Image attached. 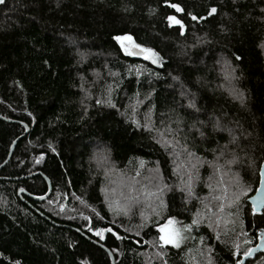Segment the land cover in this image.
<instances>
[{
    "label": "trees",
    "instance_id": "trees-1",
    "mask_svg": "<svg viewBox=\"0 0 264 264\" xmlns=\"http://www.w3.org/2000/svg\"><path fill=\"white\" fill-rule=\"evenodd\" d=\"M123 34L157 63L128 56ZM0 117V165L17 139L0 169V264H111L91 242L107 228L114 264H240L264 232L247 202L264 159V0H4ZM137 172V189L163 191L125 214L113 201ZM44 177L47 199L18 195L44 196ZM169 216L191 226L180 248L159 243Z\"/></svg>",
    "mask_w": 264,
    "mask_h": 264
},
{
    "label": "snow or ice",
    "instance_id": "snow-or-ice-1",
    "mask_svg": "<svg viewBox=\"0 0 264 264\" xmlns=\"http://www.w3.org/2000/svg\"><path fill=\"white\" fill-rule=\"evenodd\" d=\"M4 0H0V3H3ZM165 2L167 3L168 0H165ZM172 8H174L176 10V12H181L183 11V9L178 5V4H171L170 5ZM217 10L216 8H211L209 11V15H212L213 13H215ZM191 15V14H190ZM204 17H200L199 19H203ZM168 21L170 22V25L175 24V25H179V29L181 34H183V30H184V25L182 23V21L180 19H177L176 16L174 15H170L167 17ZM192 19H198V17H196L195 15H192ZM114 39L120 44L121 49L128 55V56H134V55H143L144 59L146 60H151V62L153 64L157 63L158 59H159V54L154 51L152 48H148V47H144L139 43H136L133 40V37L131 35L128 34H123V35H117L114 37ZM242 96V94H241ZM97 103H101V101H97ZM109 103L111 104V102L109 101ZM111 106H115V105H111ZM189 107L194 108L195 105L194 103L190 102ZM145 127L147 128V125H145ZM200 135L203 136L204 133L200 132ZM179 141H175V143H171V142H167V146L172 148L175 146V144H178ZM49 147H51V145H49ZM182 148L185 149V152L187 154V157L193 158V159H198L195 157V154L187 151V144L181 145ZM186 163L188 164V166L195 170L196 165L193 164L191 162V160H187ZM216 171H219V169H216ZM140 175L139 172L136 173L135 177H130V183H128L127 185H125V187H127L128 190V195H125L123 192L120 193V195L124 198L125 200V204L124 205H120L118 201L114 200L113 203L116 204L117 210H125V214L127 212V210L130 209L131 205L134 203H139L140 202V197L141 195H144L146 197H156V198H160V194L162 193L163 189L159 186V183L157 182L156 187L153 189H150L147 185L144 184H140L139 189H137L135 187V185L137 183H139V181L136 179V177H138ZM149 184L152 183V179L149 178ZM261 184H264V179H262ZM187 184H188V190H189V195H191V175H189L188 180H187ZM164 188H167L168 185H164ZM237 187L239 188V185H237ZM116 189H113V192L115 193ZM246 191V189L244 188H239V192L240 193H244ZM257 193H259L256 196L251 197L252 203H253V213L255 214V212L257 211V208L260 209H264V187H260L256 189ZM227 190L225 189V195H226ZM134 193V194H133ZM235 198L238 200L239 199V194H237L235 196ZM213 199H216L218 201L223 200L224 196H214ZM160 205H163V200L160 199ZM205 207H207V205H205ZM218 208L220 210H222L224 208L223 203H220L218 205ZM208 211H211V209L209 208ZM198 223L197 219H193L191 224L195 225ZM112 229H98L96 230V235L98 237H100L101 239H104V233L105 232H111ZM191 232V226L189 224H183L180 226H177V222L175 220L174 217L169 216L166 220V222L159 226V243L161 245V247H163L164 245H171L174 248H180L181 244L184 243L187 239H190L189 235H186V233H190ZM262 239H264V237H262ZM259 247V245H258ZM251 253V249H249L248 251H246L244 253L245 256L249 255ZM165 264H167V262H165ZM237 264H239V261H237Z\"/></svg>",
    "mask_w": 264,
    "mask_h": 264
},
{
    "label": "water",
    "instance_id": "water-1",
    "mask_svg": "<svg viewBox=\"0 0 264 264\" xmlns=\"http://www.w3.org/2000/svg\"><path fill=\"white\" fill-rule=\"evenodd\" d=\"M2 3H0V5H1ZM134 57H138V58H141V57H143V55H134ZM0 119H3L2 117H0ZM3 120H6V119H3ZM6 121H9V120H6ZM20 124H22L23 126H25V124L24 123H22V122H20ZM25 128H26V130H28V128L25 126ZM16 141H17V139L13 142V144L11 145V147H10V150H9V154H8V157H7V159H6V161L2 164V165H0V169L6 164V162L9 160V158H10V156H11V153H12V150H13V148H14V145H15V143H16ZM39 173L37 172V173H34V174H30V175H28L27 176V178H29V177H33V176H35V175H38ZM45 178V177H44ZM5 179V178H4ZM46 179V178H45ZM262 179H264V159H263V161H262V163H261V165H260V169H259V182H258V187L257 188H260V187H264V184H261V180ZM46 181H47V184H48V192L44 195V196H42V197H35V196H32V195H29V194H27L24 190H19L18 191V195H21V194H25L26 196H29V197H31L32 199H34V200H36V201H42V200H45V199H47L48 198V196L50 195V193H51V187H50V182L46 179ZM259 193H257V191H255V193L252 195V196H250L248 199H247V202L249 203V205L251 206V208L253 209V203H252V200H251V197H253V196H256V195H258ZM264 209H260V208H257V211L255 212V214H260V213H262V211H263ZM107 229H110V228H107ZM78 232H80L79 230H77ZM106 233H108V232H105L104 233V239H105V235H106ZM258 235L260 236V240L258 241V243H257V245L255 246V247H253L252 249H251V253L249 254V255H247V256H243L242 257V262H244L245 260H247L248 258H250V257H253L255 254H257L258 252H263L264 251V239H262V237H264V232L263 231H260L259 233H258ZM87 238V237H86ZM104 239H99L100 241L98 242V241H96V240H91V242L92 243H94V244H96V245H98L99 247H101V248H103L107 253H108V255H109V257H110V260H111V264H114V257H113V255H112V253L102 244V242L104 241ZM258 245H259V247H258Z\"/></svg>",
    "mask_w": 264,
    "mask_h": 264
},
{
    "label": "rangeland",
    "instance_id": "rangeland-1",
    "mask_svg": "<svg viewBox=\"0 0 264 264\" xmlns=\"http://www.w3.org/2000/svg\"><path fill=\"white\" fill-rule=\"evenodd\" d=\"M172 25H175V24H172ZM101 160H102V159H101ZM99 163H101V161H100ZM99 163H98V165H99ZM176 222H177V221H176ZM180 225H183V224H179V223L177 222V226H180ZM186 235H188V233H186ZM185 242H186V241H185ZM185 242H184V243H185ZM184 243H182L181 246H182ZM169 246H171V245H169ZM240 264H241V261H240Z\"/></svg>",
    "mask_w": 264,
    "mask_h": 264
},
{
    "label": "flooded vegetation",
    "instance_id": "flooded-vegetation-1",
    "mask_svg": "<svg viewBox=\"0 0 264 264\" xmlns=\"http://www.w3.org/2000/svg\"><path fill=\"white\" fill-rule=\"evenodd\" d=\"M243 256H244V255H243ZM245 261H246V260H245ZM245 261H244V262H245ZM244 262H242V260H241V264H243Z\"/></svg>",
    "mask_w": 264,
    "mask_h": 264
}]
</instances>
